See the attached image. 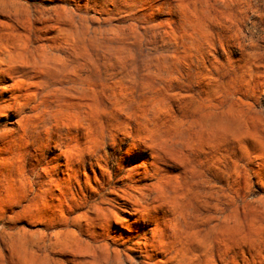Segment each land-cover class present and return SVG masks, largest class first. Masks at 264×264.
I'll return each instance as SVG.
<instances>
[{
	"label": "rangeland",
	"instance_id": "374dc122",
	"mask_svg": "<svg viewBox=\"0 0 264 264\" xmlns=\"http://www.w3.org/2000/svg\"><path fill=\"white\" fill-rule=\"evenodd\" d=\"M0 264H264V0H0Z\"/></svg>",
	"mask_w": 264,
	"mask_h": 264
}]
</instances>
